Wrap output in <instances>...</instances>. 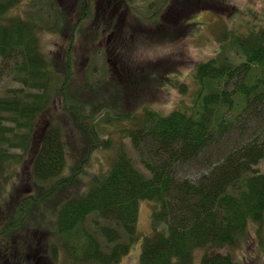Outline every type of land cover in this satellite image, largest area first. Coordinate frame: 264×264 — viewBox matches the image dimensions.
I'll return each mask as SVG.
<instances>
[{
	"label": "trees",
	"instance_id": "16d2710c",
	"mask_svg": "<svg viewBox=\"0 0 264 264\" xmlns=\"http://www.w3.org/2000/svg\"><path fill=\"white\" fill-rule=\"evenodd\" d=\"M23 1L0 0L2 72L22 85V89H10L0 97V203L4 206L0 237L10 232L18 236L22 254L17 261L24 259V237L29 235L32 250L38 251L37 246L45 244L43 252L49 251V244L33 221L44 220L42 206L58 197L53 235L64 241L70 264H118L140 241L139 208L143 200L155 203L154 233L144 239L140 264H196L199 249L206 251L200 264H235L230 254L221 251L235 245L250 224L264 223V174L255 169L264 160V126L253 139L210 165L196 181L179 177L178 169L199 160L218 138L230 134L238 116L261 118L264 123V24L248 23L245 30L230 33L243 63L234 65L219 55L197 66L194 75L199 89L192 104L167 115L152 108L136 115L107 102V120L130 122L121 131L122 137L132 140L140 164L149 175L139 170L120 147L106 174L94 176L84 189L82 181L98 141L102 142L100 149L107 151L115 143L106 125H89L92 114H83L88 104L83 107L69 95L74 76L71 53L70 62L61 71L64 76L52 71L53 59L45 58L40 51L39 30L45 27H39L33 17L12 14ZM149 85L141 78L119 83L121 90L112 98L116 100L120 91L130 90L128 101L132 100L133 94ZM59 88L64 94V111L80 126L82 139L87 140L75 165L68 160L63 125L50 126L39 145L33 140L36 119L49 111ZM104 133L108 137H103ZM30 154L34 189L39 191L12 196L10 182L24 163V156ZM73 189L78 193L68 196ZM7 196L9 201L4 203ZM92 215L115 223L102 227L106 247L83 229ZM1 238L0 243L4 241ZM51 252L56 261L57 245Z\"/></svg>",
	"mask_w": 264,
	"mask_h": 264
},
{
	"label": "rangeland",
	"instance_id": "374dc122",
	"mask_svg": "<svg viewBox=\"0 0 264 264\" xmlns=\"http://www.w3.org/2000/svg\"><path fill=\"white\" fill-rule=\"evenodd\" d=\"M12 14L24 19L33 17L39 27H45L39 30L40 51L45 58L53 59L52 71L57 70L64 76L61 71L70 62L68 56L71 53L74 76L69 95L83 107L88 104L83 114H92L89 125H106L107 134L115 143V147L107 151L100 149L102 142L98 141L99 146L90 154L89 166L83 167L84 171L88 166L82 181L85 189L94 176L106 174L120 147L124 148L139 170L149 175L140 164L132 140L122 137L121 131L130 122L123 119L107 120L106 103L111 101L122 112H134L136 115L143 114L145 108L167 115L182 105L192 104L194 94L199 89L194 75L199 64L219 55L234 65L243 63V57L230 33L239 28L245 30L248 23L264 24V0H128L127 4L117 0L109 5L103 0H24ZM100 26L101 29L98 28ZM106 28L107 33H103L102 29ZM120 38L125 43L119 42ZM117 50L126 56L125 69L128 77L132 75L131 79L122 71L121 60H115ZM108 58L112 59V65L108 63ZM2 65L0 56V97H4L10 89H22L14 76L2 72ZM138 78L145 84L150 83L147 91L142 87L129 101L130 90L125 93L120 91L116 100L112 98L113 93L121 90L119 83L125 84L128 79L130 83ZM59 90L51 99L49 111L36 119L33 140L37 146L50 126L63 125L69 147L68 160L71 165H75L87 140L82 139L80 126L74 124L72 117L64 111V94L61 88ZM123 96H126L124 102ZM242 108L243 105L237 112ZM238 118L230 134L218 138L199 160L181 166L178 169L179 177L196 181L207 172L210 165L222 161L235 147L253 139L264 126L261 118ZM107 134L104 133L103 137H108ZM17 152L19 155L23 153L20 150ZM31 161L32 154L24 156V163L9 185L12 196L39 191L32 178ZM255 169L264 174V160ZM77 193L78 190L73 189L68 196ZM5 199L4 203L9 201L8 196ZM57 200L58 197L50 199L47 205L42 206L46 212L44 220L33 222L49 244L46 247L49 251L46 255L42 254L43 258H51L53 246L57 245L61 254L59 264H70L64 241L53 235ZM1 205L0 216L4 214ZM154 208L153 201L140 202V241L118 264H140L144 239L154 233ZM3 219L0 218L1 221ZM106 226L113 227L115 223L92 215L84 222L83 229L106 247L107 242L102 235V227ZM115 228L122 230L120 227ZM44 247L45 244L37 246L38 251L43 253ZM205 252L200 249L196 251V264H200ZM221 252L230 254L235 264H264V223L250 224L235 245ZM41 259L34 258L33 264H45Z\"/></svg>",
	"mask_w": 264,
	"mask_h": 264
},
{
	"label": "flooded vegetation",
	"instance_id": "af4514ba",
	"mask_svg": "<svg viewBox=\"0 0 264 264\" xmlns=\"http://www.w3.org/2000/svg\"><path fill=\"white\" fill-rule=\"evenodd\" d=\"M63 1H66V0H63ZM78 1H84V0H78ZM114 1H117V0H103V3L106 2L109 5L110 3H113ZM121 2L127 4L128 0H121ZM106 14H107V11H106ZM98 28L101 29V26ZM102 31H103V33H107L108 29L107 28L102 29ZM112 34H111V36H113ZM118 41L122 42L123 39L120 38ZM122 43H125V42H122ZM115 52H117V54H116L117 56H115V60H121L122 71L124 72V74H126L127 78L131 79L132 75H130V77H128L127 70L125 69L126 68L125 64H127L126 60H125L126 56L124 55V53L120 52V50H117ZM108 63L109 64L112 63L111 58H108ZM116 64L118 65V62ZM129 79L126 82H129ZM1 207L3 208V205H1ZM2 216H3V214H2ZM2 216H0V218H2ZM2 223L3 222L0 220V224H2ZM0 234H2L1 230H0ZM2 238L4 239V241L2 243H0V264H18L19 261L21 262V263L19 262V264H32L34 258H40V259L42 258L41 260H44L45 264L47 262H48V264H55L53 261V257L50 258V257L46 256L45 257L46 259H44L43 256L46 254H44L42 256L43 253L41 251L35 252L34 250H32V246L30 244V240H31L30 237H24L25 238L24 260L21 259V260L17 261L18 256L22 254V252H21L22 247H21V243L18 240V236H15L14 233L10 232L8 236L2 237ZM2 238H1V240H2ZM47 253H48V251H47ZM60 255L61 254L59 253V250H58V259H57L56 264H59V256ZM19 259H20V257H19Z\"/></svg>",
	"mask_w": 264,
	"mask_h": 264
}]
</instances>
